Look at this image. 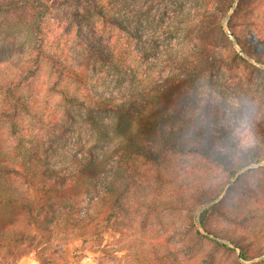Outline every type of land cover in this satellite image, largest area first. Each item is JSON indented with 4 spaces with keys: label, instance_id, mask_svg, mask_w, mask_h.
<instances>
[{
    "label": "rangeland",
    "instance_id": "obj_1",
    "mask_svg": "<svg viewBox=\"0 0 264 264\" xmlns=\"http://www.w3.org/2000/svg\"><path fill=\"white\" fill-rule=\"evenodd\" d=\"M208 1L100 0L104 15L123 20L127 31L70 2L56 6L47 18L45 45L83 75L84 83L64 84L72 91L131 101L143 113L173 109L206 134L207 139L194 144L209 140L206 147L235 160L253 154L252 163L233 177L228 168L196 154L171 155L162 166L139 160L128 214L104 227L98 237L75 235L66 222L69 211L61 205L41 214L37 222L8 206L0 212V222L15 219L26 236L17 246L0 248V264H264V253L242 258L239 248H228L238 238L264 250V63L245 54L230 34L234 9L224 18L213 7L207 19L210 30L191 28L187 14ZM249 8L254 25L242 34L248 32L264 47V0H253ZM220 24L232 44L219 37ZM194 39L222 52L216 67L201 78L189 99L185 84L176 81L169 92L156 91L164 79L178 77L170 68V54H183ZM33 46L24 17L0 12V79L14 74ZM50 81L45 69L25 89L33 111L19 123L27 157L67 175L78 161L101 156L107 161L121 143L117 119L102 116L95 125L77 115L69 119ZM124 129L136 131L138 124ZM2 140L14 145L6 129ZM23 159H11L16 170L22 169ZM8 184L20 192L28 190L19 174H12ZM205 191L212 192L210 200L199 201L197 193ZM92 195L84 188L80 200L88 203ZM174 204L182 206L171 208ZM217 205L226 217L212 211L209 224L219 235L201 238L197 230L207 234L201 215Z\"/></svg>",
    "mask_w": 264,
    "mask_h": 264
},
{
    "label": "trees",
    "instance_id": "obj_2",
    "mask_svg": "<svg viewBox=\"0 0 264 264\" xmlns=\"http://www.w3.org/2000/svg\"><path fill=\"white\" fill-rule=\"evenodd\" d=\"M252 1L209 0L204 3L205 7L200 6L196 11L189 12L187 20L191 28L193 26L197 30H210L207 19L212 16H208L211 8L215 7L214 11H218L224 18L234 9L228 20L230 34L245 54L264 63V47L252 39L248 32L242 34L244 29L254 25V22L248 19ZM70 2L83 7L86 13H95L99 18L112 22L114 26L118 25L125 31L128 29L123 20L104 15V11L99 9L100 0H0V12L10 11L24 17L27 32L34 44L29 58L17 66L14 74L0 79V212L11 206L17 210V215L37 222L41 214L61 205L69 211L66 222L73 227L75 235L98 237L104 227L128 214V202L136 184L139 160L162 166L171 155L196 154L228 168L233 177L252 163L253 154L248 158L235 160L229 155L213 150V146L206 147L205 145L210 143L209 140H205V145L202 146L194 144L195 141L200 142L205 138L206 134L197 126L187 124L173 109L160 108L143 113L135 108L131 101L127 103L117 101L116 98H103L90 91H72L64 86L67 81L84 83V77L75 66L49 52L45 45V36L47 18L53 9ZM218 31L219 37L232 44L233 40L228 37L221 24ZM192 42L183 54H170V68L178 77L172 81L164 79L162 83H158L156 91L167 93L176 81L185 84V97L189 99L197 91L201 78L216 67L222 52L200 40L194 39ZM233 54L239 56L234 49ZM45 69L51 77L49 88L59 96L69 119L73 120L77 115L85 117L84 119L90 120L94 125L101 122L102 116L117 119V134L121 143L107 161L106 157L103 159L102 156L78 161L76 169L67 175L54 167L35 165L31 156L27 157L30 153L27 152V145L20 134L19 123L23 115L31 116L33 111L26 99L25 89H28L33 79ZM126 74L129 75L128 72ZM134 121L138 124L136 131L124 129ZM3 129L8 130L14 141L13 146L2 140ZM25 156L27 159H23ZM11 159H23L20 171L14 168ZM102 169L104 175L100 176ZM12 174H19L28 190L20 192L16 188L13 189V186L8 184ZM84 188L93 194L88 203L80 200ZM30 191H33V195ZM211 193H197L200 194L199 201L210 200ZM181 206L170 205L171 208ZM212 211L221 212L226 217L225 210L219 205L205 210L200 222L207 234L197 230L201 238L210 240V236L219 235L209 224ZM228 216L235 220L229 214ZM15 223V219L8 220L7 223L0 222V248L14 247L24 242L26 232L24 229H17ZM231 245L234 247L228 248H239L242 258L264 253L263 249L250 248L238 238H234Z\"/></svg>",
    "mask_w": 264,
    "mask_h": 264
}]
</instances>
